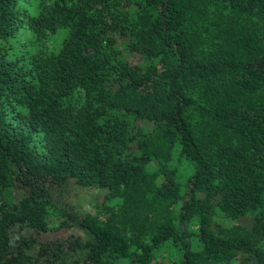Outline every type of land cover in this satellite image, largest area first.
<instances>
[{"label":"trees","instance_id":"trees-1","mask_svg":"<svg viewBox=\"0 0 264 264\" xmlns=\"http://www.w3.org/2000/svg\"><path fill=\"white\" fill-rule=\"evenodd\" d=\"M19 1L0 0V264H264V0ZM67 180L114 211L45 238L73 218L49 191Z\"/></svg>","mask_w":264,"mask_h":264},{"label":"rangeland","instance_id":"rangeland-1","mask_svg":"<svg viewBox=\"0 0 264 264\" xmlns=\"http://www.w3.org/2000/svg\"><path fill=\"white\" fill-rule=\"evenodd\" d=\"M34 2L32 0H20L18 6L26 13L32 12ZM21 39H28L29 32L25 28H20L18 31ZM61 34L51 36L43 43V49L50 51L56 48ZM49 191L54 204L67 214L73 216L68 219L67 225L62 227H54L47 231L45 238H60L67 236L83 237L85 233L77 223V220L84 214H93L99 220H104L106 216L114 211L110 208L102 207L101 196L104 192L102 189L84 188L76 186L71 180H67L63 184H50Z\"/></svg>","mask_w":264,"mask_h":264}]
</instances>
